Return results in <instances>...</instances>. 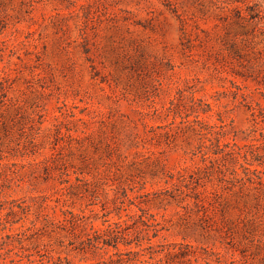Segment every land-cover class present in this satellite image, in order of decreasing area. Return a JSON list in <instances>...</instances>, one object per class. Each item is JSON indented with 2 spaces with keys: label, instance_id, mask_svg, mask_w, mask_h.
I'll return each instance as SVG.
<instances>
[{
  "label": "rangeland",
  "instance_id": "rangeland-1",
  "mask_svg": "<svg viewBox=\"0 0 264 264\" xmlns=\"http://www.w3.org/2000/svg\"><path fill=\"white\" fill-rule=\"evenodd\" d=\"M233 1L0 0V199L49 197L58 215L99 208L59 191V170L45 180L47 167L89 170L108 184L141 173L151 189L150 168L135 172L128 163L191 162L197 141L175 134L168 108L182 109L192 92L228 110L237 141L259 145L264 160V121L252 116L264 108V18L250 19L252 0ZM232 81L255 91L254 110L232 99ZM220 202L223 221L209 232L190 209L173 215L169 207L176 224L155 242L213 249L224 255L221 264H264V194L236 187ZM55 230L24 244L60 264L106 257L76 250Z\"/></svg>",
  "mask_w": 264,
  "mask_h": 264
},
{
  "label": "trees",
  "instance_id": "trees-1",
  "mask_svg": "<svg viewBox=\"0 0 264 264\" xmlns=\"http://www.w3.org/2000/svg\"><path fill=\"white\" fill-rule=\"evenodd\" d=\"M252 1L254 4L247 6L252 12L250 19L263 20L264 8L256 0ZM261 32L264 33V28ZM254 92L234 81L229 89L233 100H240V104L244 103L252 110ZM261 94L264 96V92ZM187 99L188 105H183L182 109H168L173 114V124H177L175 134H188L190 139L197 141L191 162L172 169L161 158L151 160L145 153H137L145 156V160L132 161L128 163L129 168L135 172L143 171L140 166L145 163L150 168L151 189L147 188L148 181L141 173L130 172L125 179L121 176L108 184L103 175H93L89 170L47 167L49 177L45 180H56L53 172L59 170L62 186L59 191L80 201L91 199L89 206L99 205V208L90 210L89 216L73 210H61L58 215L57 207L49 204L52 201L49 197L40 196L38 200L32 198L30 201L0 199V264H60L57 261H62L61 257L56 261L41 253L39 245L31 249L24 244L33 238L40 240L45 233L55 232V228L69 234L75 240L69 243L70 246L74 245L78 251L92 254L104 251L106 257L93 264H221L224 257L221 252L197 248L187 242L157 243L155 239L168 233L176 224L169 216V207L175 209L173 215H181L179 208L190 209L191 213H186L188 217L193 214L202 229L209 232L211 226L223 221L220 197L224 191L247 187L264 194V160L259 145L237 141L228 110L207 99L195 98L193 92ZM252 116L254 120L262 118L264 121V108L260 107L259 115L254 111ZM170 133L165 131L156 138ZM155 145L160 146L161 141L157 140ZM118 160L124 162L121 157ZM208 185H212L211 189ZM105 187L110 188L112 196ZM26 219L30 226L25 225ZM97 222L101 224L97 225ZM65 260L71 264L67 258Z\"/></svg>",
  "mask_w": 264,
  "mask_h": 264
}]
</instances>
